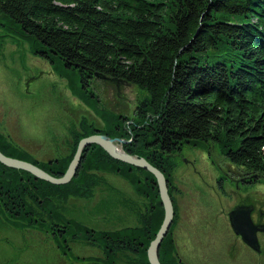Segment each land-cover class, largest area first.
<instances>
[{"label":"trees","instance_id":"trees-1","mask_svg":"<svg viewBox=\"0 0 264 264\" xmlns=\"http://www.w3.org/2000/svg\"><path fill=\"white\" fill-rule=\"evenodd\" d=\"M0 24L25 38L35 55L77 69L86 90L98 72L144 92L127 118L100 108L85 90L81 98L100 113L103 128L84 116L67 151L41 163L0 131L4 154L61 176L79 139L99 131L128 140L124 149L146 157L165 177L174 167L170 153L188 141L215 143L229 164L264 176V0H0ZM81 158L67 183L37 178L41 198L84 199L105 182L104 174L124 178L150 206L140 225L109 230L114 245L103 248L106 264H119L112 261L116 235L124 238L127 264H149L147 246L164 216L153 175L94 143ZM21 177L34 181L31 172L0 162V185ZM159 247L162 264H179L170 235Z\"/></svg>","mask_w":264,"mask_h":264},{"label":"flooded vegetation","instance_id":"flooded-vegetation-1","mask_svg":"<svg viewBox=\"0 0 264 264\" xmlns=\"http://www.w3.org/2000/svg\"><path fill=\"white\" fill-rule=\"evenodd\" d=\"M5 125L8 131L3 133L21 147L10 135L13 127L9 119ZM21 148L33 157L27 147ZM172 154L188 162L181 147ZM206 154L209 167L199 171L189 163L201 179L205 176L214 181L206 183L207 191L194 185L174 187L173 181H168L174 215L166 236L170 235L175 246L174 256L179 264H264L263 175L228 164L224 155L212 151V145ZM19 180L0 185V264H97L104 253L107 256L103 248L114 245L108 232L121 227L108 224L106 215L89 209L74 212L69 195L41 198L35 176L30 184L22 183V177ZM184 194L187 200H181ZM251 230L255 233L253 244L242 237H250ZM116 238L113 259L125 251L124 238ZM93 248L101 253L94 254Z\"/></svg>","mask_w":264,"mask_h":264},{"label":"rangeland","instance_id":"rangeland-1","mask_svg":"<svg viewBox=\"0 0 264 264\" xmlns=\"http://www.w3.org/2000/svg\"><path fill=\"white\" fill-rule=\"evenodd\" d=\"M42 57L32 53L25 38L8 32L0 24V131H8L5 120L9 119L13 127L11 137L16 138L21 147H27L39 163L67 151L70 134L73 129L81 130L79 123L84 116L92 124L100 126V129L104 127L100 113L91 109L81 98L80 93L86 89L82 87L77 69L66 67L64 61L58 57L51 60L49 57L47 59ZM93 77L85 92L89 99L97 98L100 108L103 106L115 113L123 112L129 118L134 113L138 100L144 96V92L130 83L116 84L95 74ZM211 145L213 152L224 155L215 143L192 141L178 146L181 147L187 163L170 153V161L174 167L165 177L167 185L168 181L172 180L174 187L187 188L194 185L201 187L199 188L201 191H207L206 183L213 184L214 181L205 176L201 179L193 171V166L199 171L209 167L206 152L207 147ZM225 161L228 163L226 159ZM104 175L105 182L99 184L93 195L84 199L71 198L72 210L77 212L89 209L95 214H104L107 216L108 224L112 226L140 225L141 217L148 212L145 206L146 204L150 206V202L134 191L124 178L114 173ZM261 179L264 182V176ZM182 197L184 198L181 200H187L186 194ZM114 211L117 212V216H113ZM112 222L114 223L111 224ZM93 249L94 254L97 251L101 253V250ZM125 254L126 250L120 258L116 257L113 261L127 264L128 258ZM103 255V260H96L98 264L110 262L106 261L108 257L105 253Z\"/></svg>","mask_w":264,"mask_h":264},{"label":"water","instance_id":"water-1","mask_svg":"<svg viewBox=\"0 0 264 264\" xmlns=\"http://www.w3.org/2000/svg\"><path fill=\"white\" fill-rule=\"evenodd\" d=\"M94 74L95 76H100V78L108 79L111 81V78L99 75L98 72H95ZM126 141V139L120 136L112 137L110 135H105L98 132H96L95 134L86 135L78 141L74 156L68 167L66 168V171L61 176L52 175L48 171H45L43 168H40L38 165L34 164L31 161H26L18 157H12L10 155L4 154L1 150L0 162L5 166L7 165L16 169L19 168L25 170L29 173L31 172L36 178L46 180L47 182H50L52 184H64L70 181L71 178L75 175L82 159L81 155L83 150L87 145L94 143L103 147L107 154L112 156L113 158L122 160L128 163L130 166L134 165L147 169L156 179L160 201H162L164 208V217L162 219V222L160 223L161 225L155 234V238L152 239L147 246V259L149 260V264H162L158 259L159 245L162 239L166 236L169 227L171 226L174 215L173 201L171 200V197L169 195V190H167V179L165 178L163 172L158 167L153 166L144 156L139 157L136 154L131 155L130 153L126 152L122 146V143ZM250 232H252L250 237L243 235L242 237L247 243L253 244V242L255 241V233L252 230Z\"/></svg>","mask_w":264,"mask_h":264}]
</instances>
